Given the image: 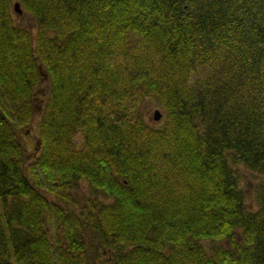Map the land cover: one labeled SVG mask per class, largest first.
<instances>
[{"label": "trees", "instance_id": "obj_1", "mask_svg": "<svg viewBox=\"0 0 264 264\" xmlns=\"http://www.w3.org/2000/svg\"><path fill=\"white\" fill-rule=\"evenodd\" d=\"M100 251L264 264V0H0V264Z\"/></svg>", "mask_w": 264, "mask_h": 264}, {"label": "rangeland", "instance_id": "obj_2", "mask_svg": "<svg viewBox=\"0 0 264 264\" xmlns=\"http://www.w3.org/2000/svg\"><path fill=\"white\" fill-rule=\"evenodd\" d=\"M19 5V3H18ZM14 17L18 21H22L23 23H26L27 25L31 24V21H29V17L27 14L22 12V9L20 12L15 11L14 9L12 10ZM30 27V26H29ZM205 69L202 68H197V70L193 73H191L190 76V81L193 80L194 77L197 75H201L204 72ZM154 108L160 109L156 104L152 103L149 108L147 109V119L150 121H157L152 119V111ZM161 111V110H160ZM161 118V115L159 119ZM35 135L33 133L26 134L24 136V142L27 146L26 151L28 154L31 153L32 151V144L35 141ZM73 140L78 144L80 141V133L79 131L75 132L73 135ZM232 167L237 175L238 178V183L241 186V188L244 190L245 193V204L249 208H254V202H253V190L255 187V184L262 179V176L260 173L249 169L246 167L243 163L241 162H236L232 164ZM73 194L76 198L81 197L85 194H89L90 191L87 188L86 182L84 180H79V183L74 189L72 190ZM51 197V195H49ZM100 198H104L103 196H100ZM105 199V198H104ZM200 242L205 246H209L211 244V240L208 238H203L200 239ZM104 252L100 251V253L94 257L91 258V263L90 264H100L102 262V259L104 257Z\"/></svg>", "mask_w": 264, "mask_h": 264}, {"label": "water", "instance_id": "obj_3", "mask_svg": "<svg viewBox=\"0 0 264 264\" xmlns=\"http://www.w3.org/2000/svg\"><path fill=\"white\" fill-rule=\"evenodd\" d=\"M12 8L15 11H17V12H20L21 11V8L18 5V2L17 1H14L13 2ZM160 115H161L160 111L157 108H154L153 111H152V119L153 120H157L160 117Z\"/></svg>", "mask_w": 264, "mask_h": 264}]
</instances>
